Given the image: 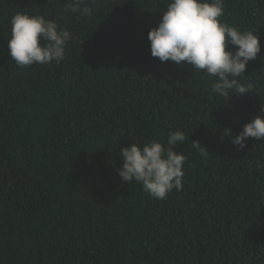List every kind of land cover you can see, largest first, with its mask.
<instances>
[{"label": "trees", "instance_id": "16d2710c", "mask_svg": "<svg viewBox=\"0 0 264 264\" xmlns=\"http://www.w3.org/2000/svg\"><path fill=\"white\" fill-rule=\"evenodd\" d=\"M67 2L0 0V264H264V140L226 134L264 116V0H224L220 19L261 43L237 78L254 90L232 97L151 55L169 0H86L92 16ZM18 12L72 34L64 60L17 66ZM177 130L182 190L160 200L121 179L124 147Z\"/></svg>", "mask_w": 264, "mask_h": 264}, {"label": "clouds", "instance_id": "9594fccd", "mask_svg": "<svg viewBox=\"0 0 264 264\" xmlns=\"http://www.w3.org/2000/svg\"><path fill=\"white\" fill-rule=\"evenodd\" d=\"M65 10L81 16L93 15L86 0H68ZM224 12V0H169L162 20L148 34L151 55L178 66L187 62L195 71L203 70L209 77H215L211 91L218 96L251 93L253 85L241 83L237 78L244 76L249 62L260 53V37L254 34L256 30H241L223 22L220 18ZM10 23L8 52L17 66L60 63L65 59L72 34L55 21L43 15L18 12ZM229 45L235 46V51ZM227 130L231 142L243 150L248 138L264 140V116L258 115L245 124L238 135L233 136ZM185 140V134L177 130L169 133L167 147L158 140L143 145L133 142L120 151L123 166L118 175L125 182L140 183L151 197L166 199L173 189H183L186 156L175 148Z\"/></svg>", "mask_w": 264, "mask_h": 264}]
</instances>
